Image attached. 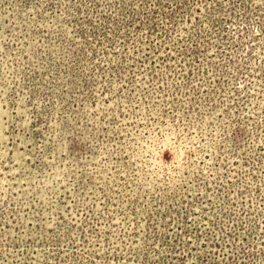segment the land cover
Here are the masks:
<instances>
[{"label": "rangeland", "instance_id": "rangeland-1", "mask_svg": "<svg viewBox=\"0 0 264 264\" xmlns=\"http://www.w3.org/2000/svg\"><path fill=\"white\" fill-rule=\"evenodd\" d=\"M0 264H264V0H0Z\"/></svg>", "mask_w": 264, "mask_h": 264}]
</instances>
